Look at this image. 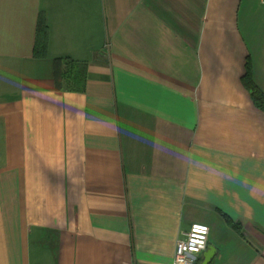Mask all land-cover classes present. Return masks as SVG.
<instances>
[{"label":"crops","instance_id":"obj_1","mask_svg":"<svg viewBox=\"0 0 264 264\" xmlns=\"http://www.w3.org/2000/svg\"><path fill=\"white\" fill-rule=\"evenodd\" d=\"M248 63L264 94L262 0H0V264H172L196 222L209 264H264Z\"/></svg>","mask_w":264,"mask_h":264},{"label":"trees","instance_id":"obj_2","mask_svg":"<svg viewBox=\"0 0 264 264\" xmlns=\"http://www.w3.org/2000/svg\"><path fill=\"white\" fill-rule=\"evenodd\" d=\"M48 25L44 14H41L37 25V38L34 53L37 57L47 55ZM88 66L85 62L71 58H55L54 78L57 90L83 91L87 80ZM249 63L247 65V75L244 78L245 84L251 90V94L256 105L264 110V94L253 83L250 77Z\"/></svg>","mask_w":264,"mask_h":264},{"label":"built area","instance_id":"obj_3","mask_svg":"<svg viewBox=\"0 0 264 264\" xmlns=\"http://www.w3.org/2000/svg\"><path fill=\"white\" fill-rule=\"evenodd\" d=\"M264 6V0H262ZM198 227L205 229L199 232ZM210 228L207 224L193 223L190 229L179 239L172 264H197L199 256L206 250ZM146 264V263H138Z\"/></svg>","mask_w":264,"mask_h":264},{"label":"water","instance_id":"obj_4","mask_svg":"<svg viewBox=\"0 0 264 264\" xmlns=\"http://www.w3.org/2000/svg\"><path fill=\"white\" fill-rule=\"evenodd\" d=\"M214 252H215V250L211 246H209L208 250L204 252V255H203L204 260H203L202 264H209L211 262L213 255H214Z\"/></svg>","mask_w":264,"mask_h":264},{"label":"snow or ice","instance_id":"obj_5","mask_svg":"<svg viewBox=\"0 0 264 264\" xmlns=\"http://www.w3.org/2000/svg\"><path fill=\"white\" fill-rule=\"evenodd\" d=\"M197 230H198L199 232H204V231H205V229L202 228V227H198Z\"/></svg>","mask_w":264,"mask_h":264}]
</instances>
